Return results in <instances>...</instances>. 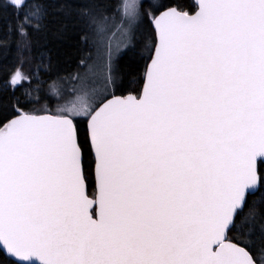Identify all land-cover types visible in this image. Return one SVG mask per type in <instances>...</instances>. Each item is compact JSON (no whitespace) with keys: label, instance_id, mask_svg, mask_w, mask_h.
Masks as SVG:
<instances>
[{"label":"snow or ice","instance_id":"obj_1","mask_svg":"<svg viewBox=\"0 0 264 264\" xmlns=\"http://www.w3.org/2000/svg\"><path fill=\"white\" fill-rule=\"evenodd\" d=\"M0 264H264V0H0Z\"/></svg>","mask_w":264,"mask_h":264}]
</instances>
